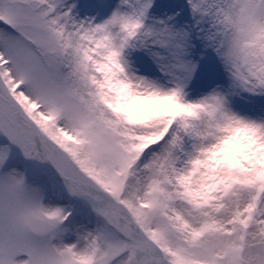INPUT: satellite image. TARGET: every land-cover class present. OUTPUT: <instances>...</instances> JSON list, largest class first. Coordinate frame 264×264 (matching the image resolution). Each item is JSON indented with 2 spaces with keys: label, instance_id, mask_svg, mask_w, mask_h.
<instances>
[{
  "label": "snow or ice",
  "instance_id": "obj_1",
  "mask_svg": "<svg viewBox=\"0 0 264 264\" xmlns=\"http://www.w3.org/2000/svg\"><path fill=\"white\" fill-rule=\"evenodd\" d=\"M0 264H264V0H0Z\"/></svg>",
  "mask_w": 264,
  "mask_h": 264
}]
</instances>
